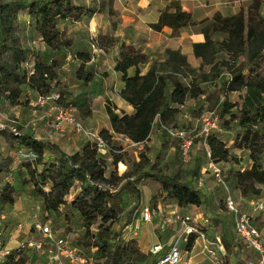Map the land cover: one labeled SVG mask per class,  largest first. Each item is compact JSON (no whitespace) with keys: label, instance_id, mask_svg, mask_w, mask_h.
Returning a JSON list of instances; mask_svg holds the SVG:
<instances>
[{"label":"rangeland","instance_id":"rangeland-1","mask_svg":"<svg viewBox=\"0 0 264 264\" xmlns=\"http://www.w3.org/2000/svg\"><path fill=\"white\" fill-rule=\"evenodd\" d=\"M71 1L74 5L82 6L86 4L95 12L92 15H84L79 21L75 22L59 20L60 30L64 32L66 39L71 42L69 48H63L59 51L52 50L44 44L36 33L34 21L30 18L28 11L22 10L18 13L17 34L21 38L22 48L28 51V60L22 66V70L31 74L36 59L40 57L48 64L52 62L57 64L58 77L55 81L50 82V92L45 96L51 98L44 106L36 104L40 94L27 85L21 87V104L12 105L5 97L0 102V161L5 157L13 159L12 174L6 179L0 177V190L9 181L16 188L14 196L17 200L15 206L0 203V213L7 216L4 224L8 230L6 239L11 242V248L16 249L20 242L36 239L32 229L35 219L29 218L28 213L30 215L39 213L41 220L52 227L56 236H69L74 244L86 249L85 245L78 243L79 240L83 239L85 229L82 226L80 216L76 212L74 218L68 220L66 217L67 212L70 210L68 207H62L63 214L59 216L55 213L46 212L40 205V210L34 206L36 194L33 186L31 184L23 186L19 178L18 171L24 161V157L19 154V150L23 149L20 138L30 135L37 140L57 144L68 155L81 154L87 146L95 145L84 136L77 135L70 127H67L64 131H57L48 124L54 120L58 106L71 105L76 109L77 119L86 128L100 135L103 130H107V127L111 128L107 109L110 107L115 110L124 106L123 103L125 102L120 94L124 85H122L120 73L114 70L117 55H104L98 49L97 44L94 45V42L102 44L108 39L116 40L114 36L118 35L117 38L119 39L124 38L127 40L126 38L132 37L138 42H142L144 38L145 41L152 42L151 48L148 50L159 71L169 73L170 76L177 78L186 85L197 83L204 94L197 99L188 100L185 105L179 107V111L170 120L163 122L157 119L146 143H133L127 137L109 130L112 136L108 139L101 135L105 143L104 146L101 148L95 146L98 149L99 157L105 162L106 176H110V173L116 168L118 174L123 175L120 187L127 183H133L139 193L136 195L128 189L122 190L120 195L121 211L112 230L120 232L123 230L130 212L133 214V223L139 219L142 208L149 206L152 214V224L144 226L140 230V233L144 232L140 244L145 252L149 254L147 264H150L153 256L147 249V243L150 241L149 232L153 233L154 242L168 244L175 234V227L173 224L167 223L165 218L173 212L179 211L190 214L195 220H200L202 216L209 218L210 224L207 227V235L211 240L216 239V237L222 239V233L225 235V240L230 247L228 249L224 243L229 264L257 260L258 254L247 248L236 236L233 230V216L225 206L227 195L233 197L241 210L248 208V201L264 197V185H258L262 188L260 195L244 196L235 187L232 180V176L236 172L250 168L252 161L248 152L234 146V139L239 132L238 121H232L230 115L221 116L217 108L218 103L221 104L226 98L221 87L228 72L221 67L222 74L219 80L197 82L198 78H203L210 71V66L201 67V59L196 58L189 61L188 56L184 54L190 68H182V71L178 72L172 71L169 65L166 64L169 60L166 51L178 50L182 53L189 42L187 35L200 32V29L207 25V22L202 23V21H208L209 19L195 21L198 23L196 26L183 29L177 34L163 31L158 35L157 32L151 33L148 30V27L151 28L152 26V23H148V21H153V18H145L143 12L134 7L135 0L127 1L132 7L123 3L121 5H110L113 0ZM183 35H185V39H180ZM174 37L176 41L183 40L186 43L184 47L177 48V45L164 47L162 42L165 41V38L172 39ZM212 37L215 40H222L224 35L214 34ZM145 41L143 42L144 45ZM81 51L91 52L92 55H95L91 63L85 64L83 69V74H87L91 70L94 72L95 76L91 82H85L79 79L77 75L78 69L82 65V61L77 57V54ZM142 52H144L143 49ZM225 57V55H216V60L220 61ZM144 68L141 67V71ZM190 70L195 71L197 75H193ZM132 72L131 70L130 74ZM57 96L59 97L56 98ZM228 100L238 102L239 94H229ZM128 110L129 114L134 112L132 107ZM205 112H216L211 119L215 122V118H217L216 128L212 131L215 132L214 136L226 144L229 151L227 160H214L216 166L222 171L220 176H217L216 172L210 168V163L213 160L208 158L206 147L200 141L201 136L199 133L202 126L200 116ZM162 126L189 130L193 132V135H196L190 162L184 163L182 161L178 140L168 136ZM116 159L119 160L117 163ZM46 160L51 162L54 160V156L46 152ZM260 163L264 168V156L261 158ZM23 172L25 173V171ZM161 176H170L194 187L199 191L203 204L201 206L178 207L175 200L167 199L162 195L159 180ZM73 197V194L70 195L68 201L70 202ZM25 198L32 201L31 207L22 202ZM250 213L259 228L264 244V211H251ZM93 230L96 231V229ZM125 233L124 229L123 235ZM127 237H131V235L126 234L125 238L127 239ZM222 242L224 241L222 240ZM203 248L204 244L201 241H196L191 250L186 245H181L182 259L180 264H215L207 254L202 253ZM23 254L28 259L27 264H50L51 262L52 253L47 249L35 250L27 247L23 249ZM226 256L219 255L217 264H225ZM64 263L68 264V262Z\"/></svg>","mask_w":264,"mask_h":264},{"label":"trees","instance_id":"trees-1","mask_svg":"<svg viewBox=\"0 0 264 264\" xmlns=\"http://www.w3.org/2000/svg\"><path fill=\"white\" fill-rule=\"evenodd\" d=\"M22 10L28 11L44 44L55 51L71 46L59 28V20L75 22L95 12L86 6L74 5L71 0H0V102L5 97L12 105L21 104L23 85L45 96L50 92V82L58 77L57 64H48L40 57L36 59L31 74L22 70L28 60V51L22 48L17 34L18 13ZM206 22L207 25L200 29L205 42L193 43L192 48L195 57L201 59V67L210 66V71L197 82L219 80L221 67L228 72L221 87L226 98L218 103L217 108L221 116L230 115L232 121H238L239 132L234 146L248 152L252 161L250 168L236 172L232 180L242 195H260L262 188L258 185H264V168L260 163L264 156V15L261 13V2L254 0L248 8L232 16L217 12L210 20L202 21ZM197 24L177 1H172L161 10L158 21L151 28L161 32L169 27L177 34ZM214 34L224 35V38L215 40L212 37ZM114 42L108 39L102 44L95 41L94 45L109 51ZM166 52L169 55L166 64L172 71L190 68L186 56L180 51ZM216 55L226 57L217 61ZM77 57L82 61L78 78L91 82L94 72L91 70L83 74L84 65L91 61V54L79 52ZM148 65V71L141 74V67ZM132 68H135V73L129 75ZM114 69L121 74L124 82L121 97L134 112L129 114L109 107L107 114L111 129L136 144L149 140L157 119L163 122L170 120L188 100L204 94L197 83L186 85L169 73L159 71L151 56L133 45H120ZM190 72L197 75L193 70ZM231 93L239 94L238 102L228 100ZM214 133L207 140L211 158L213 161L227 160L229 151L226 144ZM101 135L105 139L112 136L108 130H103ZM20 139L23 149L19 150V154L28 156L24 157L18 171L19 178L23 186H33L36 208L40 205L46 212L61 216L62 207H68V220H72L76 212L85 229L83 239L78 243L85 245L86 249L97 248V264H147L149 254L142 248L139 239L123 237L124 229L133 221L132 212L128 214L123 230H112L121 211L122 190L128 189L136 195L139 193L133 183L120 187L123 175H119L116 168L110 176H106L105 162L99 157L95 145L87 146L81 154L68 155L57 144L37 140L30 135ZM46 152L54 156L53 161L46 160ZM118 161L116 159V163ZM12 165L11 158L5 157L0 161L1 178H9ZM159 180L162 195L175 200L178 207L203 204L199 191L187 183L170 176H161ZM15 192V186L7 181L0 190V203L13 205ZM72 194L74 197L69 202L68 197ZM195 240L196 235H192L187 245L189 250ZM222 240L229 249L223 233ZM227 257L225 264H229ZM27 262L23 250L14 249L5 264Z\"/></svg>","mask_w":264,"mask_h":264},{"label":"built area","instance_id":"built-area-1","mask_svg":"<svg viewBox=\"0 0 264 264\" xmlns=\"http://www.w3.org/2000/svg\"><path fill=\"white\" fill-rule=\"evenodd\" d=\"M57 96L56 98H58ZM50 96H40L37 105L44 106L50 99ZM216 112H205L201 114L202 121L200 141L206 147V153L209 159L211 152L208 146V137L216 128L215 122L211 119ZM51 128L57 131H64L70 127L77 135L84 136L89 141H92L96 146L103 147L104 140L99 133H96L84 126L76 117V109L71 106H58L56 108V115L54 120L48 124ZM167 135L175 138L179 142L181 158L184 163L190 162L192 158V148L196 135L192 131L178 129L173 127L162 126ZM27 157L28 155H21ZM214 161H211L210 168H212L217 176L222 173L221 169L216 166ZM111 192L114 190L109 188ZM225 206L233 216L234 232L238 239L243 242L247 248L252 249L258 254L257 260L248 262H241L240 264H264V244L258 226L255 224L251 211H264V197L256 200L248 201V208L239 209L238 203L231 195L225 198ZM6 214L0 213V264H5L11 252L14 250L10 246V241L6 239L7 229L5 227ZM35 222L33 224V231L36 239L26 242H20L16 249L23 250L24 248H33L35 250H48L52 253L50 264H97L96 247L90 249L81 248L74 244L69 236L58 237L54 233L52 227L41 220L39 215L34 216ZM169 224L175 227V234L172 236L168 244H151L149 253L155 258L152 264H180L181 245H188L192 235H196V241H201L204 244L202 253L217 264L219 262V255L226 256V249L220 237L211 240L207 235V227L210 224L209 218L200 217V220H195L193 216L179 211L173 212L170 216L165 218ZM152 224V214L149 206H145L140 211L139 219L131 223L125 228L126 234L131 237H139L140 230L144 226ZM51 247V248H49Z\"/></svg>","mask_w":264,"mask_h":264},{"label":"crops","instance_id":"crops-1","mask_svg":"<svg viewBox=\"0 0 264 264\" xmlns=\"http://www.w3.org/2000/svg\"><path fill=\"white\" fill-rule=\"evenodd\" d=\"M127 1H130V0H113V1H111L110 5H112V4L113 5H115V4L121 5L123 3V4L129 5L130 7H132V5L129 4V2H127ZM172 1L179 2L182 9L192 15L194 21H199V20H205V19L210 20L212 18V16L217 12L221 13L224 16L235 15L241 9H243V8L246 9L254 0H135L133 5L136 9L141 10L143 12V14H144L143 16L145 18H153V21L149 20L148 23L154 24L158 21L161 10H163ZM259 1L261 2V13H262V15H264V0H259ZM82 6H86L87 8L91 9L86 4L82 5ZM143 22H145V21H143ZM148 30L151 31V33L157 32V31H155L149 27H148ZM163 31H166L168 33H171V32L173 33V30L171 28L165 27V28H163V30L161 32H157L158 35L160 33H162ZM114 37H116L115 38L116 40H115L114 44L112 43L113 44L112 48H110L109 51H103L98 47V49L104 55H106V54L117 55V58H116L115 63H114V68H115V65H116V62L118 59L119 47L122 43H125L126 45H133L134 47L139 48V49L143 47L142 48L143 51L150 55L148 49L151 48L152 42L145 41L144 38L142 39V42H138V40H135L132 37L126 38L127 40H125L124 38H120V39L117 38L118 35H116ZM180 39H185V35H183ZM187 39L189 40V42L187 43L186 47H184V45L186 43L183 42V40L176 41L175 37L172 39L165 38V41H163L162 44L164 45V47H168L169 45H172L174 47L175 45H177V48H180V46H183L184 49L182 48L183 49L182 53L188 56L189 61H191L193 59L195 60L196 57L193 53L192 43H203V42H205V36H204V34H202L200 32L191 33V34L187 35ZM144 41H145V45L143 44ZM81 52H86V51H81ZM87 53L91 54V52H87ZM91 56H92V58H91V61H92L94 59L95 55L91 54ZM151 58H152V56H151ZM91 61L89 63H91ZM89 63H87V64H89ZM148 69H149V65L142 70L141 74H145L148 71ZM131 70L133 71L132 74H130ZM134 73H135V68H132L129 70V75H134ZM122 85H124L123 81H122ZM123 87L124 86H122V88ZM124 102L126 104L123 103L124 106L121 107L119 109V111L122 110V111H125L126 113H129L128 109L131 108V106L128 105L126 101H124ZM106 129L109 130L110 132H112L110 127H107ZM14 200H15V203L11 206H15L17 203L15 196H14ZM22 202L26 203L29 207H31L30 204L32 201H29V198H28V200L26 198L23 199ZM32 208H34V207H32ZM37 209L40 210V207L38 206ZM28 214H29V218L30 217L34 218V216L39 214V213H34L33 215H30V213H28ZM13 215H15V214H13ZM13 217H15V216H13ZM233 230H234V227H233ZM143 233H140L139 237H137L139 239V242H140L141 238H143ZM149 235H150V241H148V243H147L148 251L150 249L151 244L154 245V244L161 243V242H154L153 241V233L152 232H149ZM144 240L146 241V238ZM10 246H11V242H10ZM154 259L155 258L153 257L150 264H152V261H154Z\"/></svg>","mask_w":264,"mask_h":264}]
</instances>
